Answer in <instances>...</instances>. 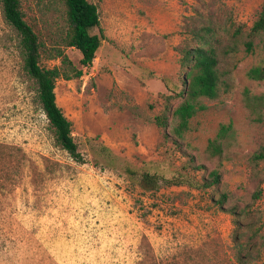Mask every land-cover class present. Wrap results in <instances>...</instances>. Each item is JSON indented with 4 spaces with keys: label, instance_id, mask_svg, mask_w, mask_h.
Masks as SVG:
<instances>
[{
    "label": "rangeland",
    "instance_id": "obj_1",
    "mask_svg": "<svg viewBox=\"0 0 264 264\" xmlns=\"http://www.w3.org/2000/svg\"><path fill=\"white\" fill-rule=\"evenodd\" d=\"M88 1L99 14L90 32L103 35L92 64L81 67L80 52L62 42L63 1L19 0L41 45L39 64L62 68L50 56L59 47L82 68L54 88L78 161L56 142L0 0V264H239L236 235L243 252L251 248L249 264H264V158L252 157L264 152V106L252 109L245 99L264 94V79L247 76L264 66V32L252 37V52L243 45L263 0ZM205 26L221 91L198 98L177 136L167 109L182 99L180 49ZM229 45L235 49L223 53ZM164 111L168 124L158 126ZM221 124L232 134L211 156L207 142ZM212 170L220 179L207 188L179 183L201 182ZM144 171L173 183L144 191L137 181Z\"/></svg>",
    "mask_w": 264,
    "mask_h": 264
},
{
    "label": "trees",
    "instance_id": "obj_2",
    "mask_svg": "<svg viewBox=\"0 0 264 264\" xmlns=\"http://www.w3.org/2000/svg\"><path fill=\"white\" fill-rule=\"evenodd\" d=\"M66 9L67 28L62 36L63 45L76 48L81 57L79 65L88 67L92 64L99 48L103 34H93L91 29L99 27V14L97 6L88 0H62ZM4 19L18 33L19 48L23 59V68L28 76L36 83V95L41 108L49 123L54 129L56 142L65 149L75 160L82 161L77 150V143L71 134V122L65 117L58 106L55 95V81L58 77L64 79L76 78L82 75V68L72 63L68 56L59 47L54 48L50 54L53 58H60L62 68L58 66L42 67L39 64L41 45L38 36L25 19L19 0H1ZM194 29L196 42L190 47L180 49L179 63L184 67L183 88L180 92L181 101L170 111V115L176 118V125L172 128L173 133L181 136L189 128V121L197 111L198 98H216L221 91L222 71L219 68V56L216 46L210 39L212 29L210 27ZM239 28L235 33H239ZM264 32V0L262 1L254 20L249 27L247 35L249 39L243 42L244 50L252 52L254 43L252 37ZM232 45L222 50L223 53L233 51ZM251 79H264V66L254 65L247 71ZM245 99L249 107L255 109V105L264 106V94L249 96L246 92ZM262 106V107H263ZM169 114L164 111L162 115L155 117L158 126L168 124ZM232 134L231 124H221L213 138L207 142L206 151L215 156L223 152L227 138ZM254 160L263 159L264 152L259 151L252 155ZM199 166H195L198 169ZM179 183H184L195 188H207L219 182V174L212 170L208 177H203L198 182L192 177L183 176ZM138 185L144 191L157 190L161 183L172 184L168 179H163L155 173L141 172L138 176ZM260 195L256 192L254 198ZM224 197L219 203L223 202ZM240 236H234L235 258L239 264L252 263L254 257L249 251L243 252L246 244ZM247 243V242H246Z\"/></svg>",
    "mask_w": 264,
    "mask_h": 264
}]
</instances>
